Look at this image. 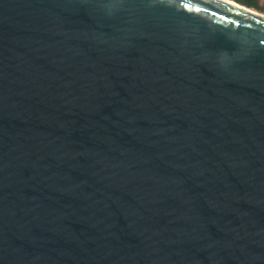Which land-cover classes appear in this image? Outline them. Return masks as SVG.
<instances>
[{"label": "water", "instance_id": "water-1", "mask_svg": "<svg viewBox=\"0 0 264 264\" xmlns=\"http://www.w3.org/2000/svg\"><path fill=\"white\" fill-rule=\"evenodd\" d=\"M0 264H264V13L0 0Z\"/></svg>", "mask_w": 264, "mask_h": 264}, {"label": "trees", "instance_id": "trees-1", "mask_svg": "<svg viewBox=\"0 0 264 264\" xmlns=\"http://www.w3.org/2000/svg\"><path fill=\"white\" fill-rule=\"evenodd\" d=\"M238 2L242 3L247 7L255 9L256 11H260L264 13V5H261L259 0H245V1L238 0Z\"/></svg>", "mask_w": 264, "mask_h": 264}, {"label": "bare ground", "instance_id": "bare-ground-1", "mask_svg": "<svg viewBox=\"0 0 264 264\" xmlns=\"http://www.w3.org/2000/svg\"><path fill=\"white\" fill-rule=\"evenodd\" d=\"M222 1H226V2H228V3H231V4H233V5H236V6H238V7H241V8H247L246 6H243V5H241V4H238V3H236V2H233V1H227V0H222Z\"/></svg>", "mask_w": 264, "mask_h": 264}, {"label": "rangeland", "instance_id": "rangeland-1", "mask_svg": "<svg viewBox=\"0 0 264 264\" xmlns=\"http://www.w3.org/2000/svg\"><path fill=\"white\" fill-rule=\"evenodd\" d=\"M231 1L243 5L242 3L238 2V1H234V0H231ZM259 2H260L261 5H264V0H259ZM259 12H260V11H259Z\"/></svg>", "mask_w": 264, "mask_h": 264}, {"label": "snow or ice", "instance_id": "snow-or-ice-1", "mask_svg": "<svg viewBox=\"0 0 264 264\" xmlns=\"http://www.w3.org/2000/svg\"><path fill=\"white\" fill-rule=\"evenodd\" d=\"M188 5H185V7H187Z\"/></svg>", "mask_w": 264, "mask_h": 264}, {"label": "flooded vegetation", "instance_id": "flooded-vegetation-1", "mask_svg": "<svg viewBox=\"0 0 264 264\" xmlns=\"http://www.w3.org/2000/svg\"><path fill=\"white\" fill-rule=\"evenodd\" d=\"M238 1V0H237Z\"/></svg>", "mask_w": 264, "mask_h": 264}]
</instances>
